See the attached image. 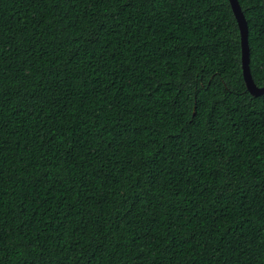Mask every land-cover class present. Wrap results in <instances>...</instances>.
Returning a JSON list of instances; mask_svg holds the SVG:
<instances>
[{"label":"trees","instance_id":"trees-1","mask_svg":"<svg viewBox=\"0 0 264 264\" xmlns=\"http://www.w3.org/2000/svg\"><path fill=\"white\" fill-rule=\"evenodd\" d=\"M264 86V0H238ZM0 264H264V94L229 0H0Z\"/></svg>","mask_w":264,"mask_h":264},{"label":"water","instance_id":"water-1","mask_svg":"<svg viewBox=\"0 0 264 264\" xmlns=\"http://www.w3.org/2000/svg\"><path fill=\"white\" fill-rule=\"evenodd\" d=\"M232 12L236 18L239 32H240V44H241V67L242 75L247 90L250 94L258 96L264 94V86H257L252 78L250 67H249V46H248V30L246 20L242 13L241 7L238 0H229Z\"/></svg>","mask_w":264,"mask_h":264}]
</instances>
